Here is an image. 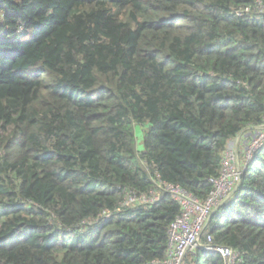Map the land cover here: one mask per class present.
<instances>
[{
  "label": "trees",
  "instance_id": "obj_1",
  "mask_svg": "<svg viewBox=\"0 0 264 264\" xmlns=\"http://www.w3.org/2000/svg\"><path fill=\"white\" fill-rule=\"evenodd\" d=\"M258 3L0 0V264L166 257L180 205L164 185L203 200L232 140L242 158L264 133ZM208 235L264 264V139Z\"/></svg>",
  "mask_w": 264,
  "mask_h": 264
},
{
  "label": "built area",
  "instance_id": "obj_2",
  "mask_svg": "<svg viewBox=\"0 0 264 264\" xmlns=\"http://www.w3.org/2000/svg\"><path fill=\"white\" fill-rule=\"evenodd\" d=\"M259 5L260 10L264 12V6ZM263 139L264 133L258 134L253 139L254 141L250 142L251 145L249 144L250 147L249 149L247 147L245 154L253 156ZM231 147L232 145L227 149L222 159V169L219 176L209 179L213 188L203 200L177 185H164L165 191L180 205V213L167 228L166 257L151 264H188L186 257L194 255L197 249L218 253L224 264H240L241 255L238 251L227 246L214 245L209 235L205 241H202L201 238L213 213L230 198L240 183L242 170L239 166L237 154L234 151L233 153L229 152ZM159 198V194L150 197H145V195L137 197L130 194L125 199L124 204H150L158 201ZM108 215L106 213L104 216Z\"/></svg>",
  "mask_w": 264,
  "mask_h": 264
},
{
  "label": "rangeland",
  "instance_id": "obj_3",
  "mask_svg": "<svg viewBox=\"0 0 264 264\" xmlns=\"http://www.w3.org/2000/svg\"><path fill=\"white\" fill-rule=\"evenodd\" d=\"M134 129H135L137 138H139V135H140V132L142 131V128L135 126ZM238 138L239 137L232 140V142L230 143V146L233 145V147H231V149L229 150L230 153H233V151H234L237 154V156H238L237 149H235L234 146H235V143L238 141ZM137 141H139V140L137 139ZM140 141H141V138H140ZM252 141H254V140H252ZM250 145L248 146V149H249ZM251 158H252V155H249V154H245L244 157H242V158L238 157V162L240 164L239 166H240L241 170H243V168L246 167L247 163L251 160Z\"/></svg>",
  "mask_w": 264,
  "mask_h": 264
},
{
  "label": "crops",
  "instance_id": "obj_4",
  "mask_svg": "<svg viewBox=\"0 0 264 264\" xmlns=\"http://www.w3.org/2000/svg\"><path fill=\"white\" fill-rule=\"evenodd\" d=\"M233 146V145H232Z\"/></svg>",
  "mask_w": 264,
  "mask_h": 264
}]
</instances>
